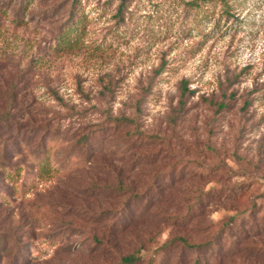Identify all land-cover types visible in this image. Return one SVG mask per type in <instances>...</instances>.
Segmentation results:
<instances>
[{"label":"rangeland","instance_id":"1","mask_svg":"<svg viewBox=\"0 0 264 264\" xmlns=\"http://www.w3.org/2000/svg\"><path fill=\"white\" fill-rule=\"evenodd\" d=\"M121 4L0 0V264H264V0Z\"/></svg>","mask_w":264,"mask_h":264},{"label":"trees","instance_id":"2","mask_svg":"<svg viewBox=\"0 0 264 264\" xmlns=\"http://www.w3.org/2000/svg\"><path fill=\"white\" fill-rule=\"evenodd\" d=\"M127 0H123V5L121 4V6H120V8H122V6H124V3L126 2ZM59 38H61V37H59ZM182 90H183V93H185L186 91H187V85H186V81H184L183 82V87H182ZM226 105L225 104H223L222 105V107H225ZM83 139H86V136H83ZM1 153H2V155H3V157H2V159H3V161H2V164H3V166H4V168L5 169H7V164H6V158H4V157H6V152H5V150H2L1 151ZM40 154H42L43 155V159H42V161H46L47 160V153H46V150L44 151V150H42L41 152H40ZM45 165V164H44ZM9 173H10V171H8ZM126 210L128 211V214H130L131 212V209H127L126 208ZM181 240H182V242L183 243H185V244H187V241L185 240V239H183V238H181ZM139 260H140V258L136 255V254H129V255H126V256H124L123 258H122V260H121V264H137L138 262H139Z\"/></svg>","mask_w":264,"mask_h":264}]
</instances>
